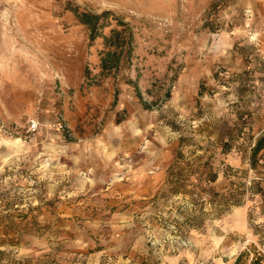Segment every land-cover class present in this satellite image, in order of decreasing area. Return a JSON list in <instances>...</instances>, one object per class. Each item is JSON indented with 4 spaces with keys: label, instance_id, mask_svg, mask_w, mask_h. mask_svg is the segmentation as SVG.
Instances as JSON below:
<instances>
[{
    "label": "rangeland",
    "instance_id": "rangeland-1",
    "mask_svg": "<svg viewBox=\"0 0 264 264\" xmlns=\"http://www.w3.org/2000/svg\"><path fill=\"white\" fill-rule=\"evenodd\" d=\"M263 132L264 0H0V264H264Z\"/></svg>",
    "mask_w": 264,
    "mask_h": 264
},
{
    "label": "trees",
    "instance_id": "trees-1",
    "mask_svg": "<svg viewBox=\"0 0 264 264\" xmlns=\"http://www.w3.org/2000/svg\"><path fill=\"white\" fill-rule=\"evenodd\" d=\"M69 10L75 14L79 22L89 28L90 36L93 41L101 35L104 27L107 26L109 22L108 19L110 18L109 15H113V13H111L110 11H105L103 13H91L86 10H81L76 6L71 7ZM117 24L119 26H124L126 23L117 19ZM126 31V27L123 30L113 28L111 30V35L104 36L105 45L107 46V49L103 52L101 57V65L104 70H112L119 67L123 49V47L121 48L120 46L129 44L131 41V35L129 36V38H127L125 35ZM119 48H121V50H119ZM251 150V164L253 166H256L258 155L262 151H264V132L260 135V137L257 138ZM19 234V224L14 223L11 228L5 229L0 233V243L7 242L8 244V242L15 243V241L17 243ZM245 255L246 253L242 252L237 257L234 264H243Z\"/></svg>",
    "mask_w": 264,
    "mask_h": 264
},
{
    "label": "built area",
    "instance_id": "built-area-1",
    "mask_svg": "<svg viewBox=\"0 0 264 264\" xmlns=\"http://www.w3.org/2000/svg\"><path fill=\"white\" fill-rule=\"evenodd\" d=\"M38 121L36 119H32L30 122L29 130H35L38 128Z\"/></svg>",
    "mask_w": 264,
    "mask_h": 264
}]
</instances>
